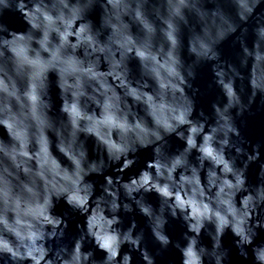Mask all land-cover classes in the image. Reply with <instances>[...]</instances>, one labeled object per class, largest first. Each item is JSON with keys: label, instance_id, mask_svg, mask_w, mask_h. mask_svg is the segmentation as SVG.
<instances>
[{"label": "clouds", "instance_id": "1", "mask_svg": "<svg viewBox=\"0 0 264 264\" xmlns=\"http://www.w3.org/2000/svg\"><path fill=\"white\" fill-rule=\"evenodd\" d=\"M252 119L264 0H0V264H264Z\"/></svg>", "mask_w": 264, "mask_h": 264}, {"label": "water", "instance_id": "2", "mask_svg": "<svg viewBox=\"0 0 264 264\" xmlns=\"http://www.w3.org/2000/svg\"><path fill=\"white\" fill-rule=\"evenodd\" d=\"M245 134L249 137H256L257 135H260L264 133V126L261 125L258 119H252L249 120L248 127L244 130ZM181 227L179 223H174L173 231L175 234H179L181 231ZM173 253L172 252H166L161 257H158L159 264H169L170 259L172 258Z\"/></svg>", "mask_w": 264, "mask_h": 264}]
</instances>
